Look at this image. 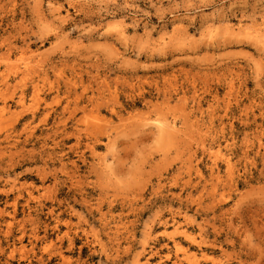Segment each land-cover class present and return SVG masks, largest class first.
Wrapping results in <instances>:
<instances>
[{
  "label": "rangeland",
  "instance_id": "374dc122",
  "mask_svg": "<svg viewBox=\"0 0 264 264\" xmlns=\"http://www.w3.org/2000/svg\"><path fill=\"white\" fill-rule=\"evenodd\" d=\"M263 34L264 0H0V264H264Z\"/></svg>",
  "mask_w": 264,
  "mask_h": 264
},
{
  "label": "bare ground",
  "instance_id": "6f19581e",
  "mask_svg": "<svg viewBox=\"0 0 264 264\" xmlns=\"http://www.w3.org/2000/svg\"><path fill=\"white\" fill-rule=\"evenodd\" d=\"M255 31H256V30H255ZM253 33H255V32H253ZM256 34H257V32H256ZM258 35H259V34H258ZM260 35H261V34H260ZM260 35H259V36H260ZM263 35H264V34H263ZM261 36H262V35H261ZM263 38H264V37H263ZM25 65H26V64H25ZM156 125H157V123H156ZM158 126H159V125H158ZM175 225H176V224H175ZM60 256H61V254H60ZM150 256H152V255L150 254ZM203 257H204V256H203ZM62 259H63V258H62ZM203 260H204V259H203ZM204 261H205V260H204ZM207 261H208V260H207ZM67 262H68V261H67ZM67 262H66V263H67ZM145 263H146V264H151L149 259H146ZM177 263L180 264L179 262H177ZM59 264H61V263H59ZM138 264H139V263H138ZM197 264H198V263H197ZM215 264H216V263H215Z\"/></svg>",
  "mask_w": 264,
  "mask_h": 264
}]
</instances>
